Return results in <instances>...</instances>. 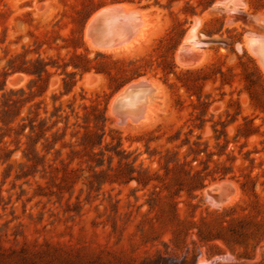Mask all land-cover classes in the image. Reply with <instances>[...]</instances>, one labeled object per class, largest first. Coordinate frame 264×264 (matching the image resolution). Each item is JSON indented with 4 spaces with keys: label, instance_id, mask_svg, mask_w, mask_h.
<instances>
[{
    "label": "rangeland",
    "instance_id": "rangeland-1",
    "mask_svg": "<svg viewBox=\"0 0 264 264\" xmlns=\"http://www.w3.org/2000/svg\"><path fill=\"white\" fill-rule=\"evenodd\" d=\"M263 36L264 0H0V264H264Z\"/></svg>",
    "mask_w": 264,
    "mask_h": 264
},
{
    "label": "bare ground",
    "instance_id": "bare-ground-1",
    "mask_svg": "<svg viewBox=\"0 0 264 264\" xmlns=\"http://www.w3.org/2000/svg\"><path fill=\"white\" fill-rule=\"evenodd\" d=\"M104 18H107L106 24L100 23V19H104ZM127 21L130 20H126L125 18L124 20L125 24L124 25L121 24L123 20L122 18L119 17V14L116 13V10L114 8L101 10L98 12L97 15L94 16V18L90 23V30H91L90 35H92L94 38L98 37L100 40H102V42L105 45H112L115 42H116L115 44H119V43L127 44L132 39L131 36L128 34H130L129 32H132L133 29L131 28L126 29L125 27L134 24V27L137 30L136 33L138 35V32L142 30L141 26L143 24V20L140 16H136L132 19L131 22H127ZM126 30L129 31L128 34L126 33ZM98 38H97V42H98ZM132 85L137 86V88L133 91L127 90ZM156 90L157 88L154 85H152V83H150L148 80L145 79L134 81L133 83L124 87L123 90L120 91L122 92V99L119 101V108H118L119 118L122 121L128 120V121H136V122L145 119L148 114L151 97H153ZM222 188L224 191L227 190L225 183L222 184Z\"/></svg>",
    "mask_w": 264,
    "mask_h": 264
},
{
    "label": "water",
    "instance_id": "water-1",
    "mask_svg": "<svg viewBox=\"0 0 264 264\" xmlns=\"http://www.w3.org/2000/svg\"><path fill=\"white\" fill-rule=\"evenodd\" d=\"M137 88V86H134V85H132V86H130L127 90H129V91H133V90H135ZM122 99V92H120L117 96H116V98H115V106H116V108L118 109L119 108V101Z\"/></svg>",
    "mask_w": 264,
    "mask_h": 264
}]
</instances>
